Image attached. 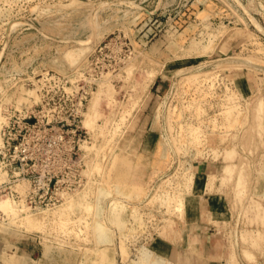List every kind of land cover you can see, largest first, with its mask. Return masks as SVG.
<instances>
[{"label":"rangeland","instance_id":"374dc122","mask_svg":"<svg viewBox=\"0 0 264 264\" xmlns=\"http://www.w3.org/2000/svg\"><path fill=\"white\" fill-rule=\"evenodd\" d=\"M262 30L264 0H0V264L187 252L188 200L214 191L234 219L196 237L198 258L219 244L228 264H257Z\"/></svg>","mask_w":264,"mask_h":264},{"label":"crops","instance_id":"0c3cea01","mask_svg":"<svg viewBox=\"0 0 264 264\" xmlns=\"http://www.w3.org/2000/svg\"><path fill=\"white\" fill-rule=\"evenodd\" d=\"M239 88L246 93V91L251 90L252 86L249 81L246 80V77H239L238 79ZM219 209V217H214L213 210ZM185 216L188 220V234L190 239H188V249L189 251L184 252L181 250L182 243L180 241H170L173 245V249L164 250V255H170L172 250L174 264H228L227 259H223V253L215 254V250H222L223 245L217 244L216 246L211 247L209 251L211 253H206L205 261L198 258V248L197 243L198 235L202 233H208L209 229H212L213 234L221 231V228L224 224L230 223L234 219V211L232 210L231 203L227 196L217 191L208 193L204 196L199 194H194L189 198ZM217 221L218 223H215ZM222 225V226H221ZM195 234V238H194ZM197 237V238H196ZM224 248V247H223ZM208 249H206L207 251ZM161 253V252H160ZM172 262V261H171ZM170 261H152L149 264H170ZM244 264H250L246 261H243ZM26 264H32L31 261H28ZM257 264H264V255L260 257V260Z\"/></svg>","mask_w":264,"mask_h":264},{"label":"bare ground","instance_id":"6f19581e","mask_svg":"<svg viewBox=\"0 0 264 264\" xmlns=\"http://www.w3.org/2000/svg\"><path fill=\"white\" fill-rule=\"evenodd\" d=\"M238 1H240V0H238ZM244 5V4H243ZM246 6L244 5V8H245ZM246 10V9H245ZM249 11V10H248ZM249 13H250V11H249ZM249 15V14H248ZM253 16V15H252ZM254 20H255V18H254ZM255 21H257V20H255ZM258 22V21H257ZM96 23H97V20H96ZM257 24V26H258V24L259 23H256ZM97 25V24H96ZM98 26V25H97ZM260 26H261V24H260ZM262 27V26H261ZM262 28H260V30H261ZM262 31H264V30H262ZM210 39V38H209ZM209 47V46H208ZM212 49V48H211ZM239 66V65H238ZM246 66V65H245ZM152 75V74H151ZM150 75V76H151ZM153 75H155V73H153ZM152 75V76H153ZM157 75V74H156ZM156 77V76H155ZM153 78V77H152ZM188 78V80H187V82H191V79H192V77H191V79H190V77H187ZM150 80V79H149ZM144 84H146V83H143V85ZM151 85V84H150ZM227 87V86H226ZM229 88V87H228ZM145 90H148L147 88L145 89ZM227 92V91H226ZM144 94V93H143ZM233 94H234V92H233ZM227 96V95H226ZM228 96H230V95H228ZM139 97V96H138ZM140 98V97H139ZM230 99V98H229ZM228 99V100H229ZM235 98H233V100H234ZM143 100V99H142ZM223 100V99H222ZM232 100V101H233ZM240 100V99H239ZM135 101L137 102H139V100H137V99H135ZM144 101V100H143ZM230 101V100H229ZM234 101H236V100H234ZM238 101V100H237ZM228 102V101H227ZM134 103V102H133ZM235 103V102H234ZM258 103L259 104H261V110H263L264 111V100L263 101H261L260 99H258ZM131 104V103H130ZM136 104V103H135ZM135 106V105H134ZM141 106V105H140ZM131 107H133V106H131ZM130 107V108H131ZM139 108V107H138ZM127 110V109H126ZM131 111H132V109H131ZM131 111H129V112H131ZM128 112V113H129ZM126 113V112H125ZM124 116H126L125 114H124ZM0 117H2V116H0ZM124 118V117H123ZM126 118V117H125ZM3 119V118H2ZM0 120H1V118H0ZM5 120V119H4ZM124 120V119H123ZM122 120V121H123ZM261 121V120H260ZM86 125H89V123L87 122V124ZM262 125H263V127H264V124L262 123ZM0 126H1V124H0ZM198 127V126H197ZM1 128V127H0ZM229 133V131H224V133H222L221 134V136L222 137H227L228 135H230V134H228ZM2 135V134H1ZM262 135V134H261ZM263 136V135H262ZM2 137V136H1ZM3 138V137H2ZM3 142L1 141V138H0V145L2 144ZM116 156V155H115ZM115 164V163H114ZM113 164V165H114ZM115 166V165H114ZM111 167V166H110ZM112 168V167H111ZM110 168V169H111ZM0 169H1V167H0ZM109 169V170H110ZM6 172V171H5ZM109 172H111V171H109ZM5 176H6V174L5 173H3V172H1V170H0V180H3V178H5ZM6 179V178H5ZM8 179V178H7ZM16 186V185H15ZM23 191V190H22ZM25 194V193H24ZM182 196V195H181ZM25 197V196H24ZM184 197V196H183ZM180 199L182 198V197H179ZM171 199H173V198H171ZM177 199H178V196H177ZM177 199H175V201L177 200ZM184 200V199H183ZM7 201H8V199H7ZM7 201H1V206H3L4 208L3 209H8L9 208V204L7 203ZM12 203V202H11ZM177 203V202H176ZM8 204V205H7ZM12 204H14V203H12ZM12 204H11V206H12ZM179 204V203H178ZM180 204H182V206H181V208H180V206H179V210H181V211H179V212H181V214L179 215V219L181 218V217H183V215H184V211H185V202H183L182 201V203H180ZM15 205V204H14ZM257 206V205H256ZM175 207V206H174ZM177 207V206H176ZM176 207H175V209H176ZM258 207V206H257ZM13 209V208H12ZM178 209V208H177ZM178 211V210H177ZM176 211V212H177ZM173 212V211H172ZM12 213V212H11ZM10 213V214H11ZM31 215V214H30ZM31 217V216H30ZM33 218H35V216H33ZM116 218V220H117V222L118 223H120V221L121 220H119V219H121L119 216H117V217H115ZM30 219V218H29ZM31 220V219H30ZM178 222H180L179 220L177 221V223ZM175 225H176V223H175ZM173 226H174V223H173ZM100 237V236H99ZM3 244H1L0 243V253L2 252V250L3 249H5V248H3ZM122 248H123V246H122ZM148 257L152 260H156V261H172L170 264H174V259L173 258H169L168 256H166V255H160V256H155L154 254H152V253H148ZM5 260H6V263L7 264H26L28 261H30V258H29V256H27V255H25V254H19L18 252H13V253H10L9 255H6L5 257ZM141 259H142V261H147V259L148 258H146L145 256H143L142 255V257H141ZM4 260V259H3ZM149 261V260H148ZM140 262V261H139ZM141 263H143L144 264V262H141ZM140 263V264H141Z\"/></svg>","mask_w":264,"mask_h":264}]
</instances>
